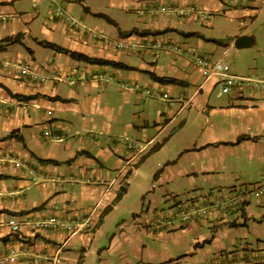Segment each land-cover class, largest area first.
Instances as JSON below:
<instances>
[{
	"label": "crops",
	"instance_id": "obj_1",
	"mask_svg": "<svg viewBox=\"0 0 264 264\" xmlns=\"http://www.w3.org/2000/svg\"><path fill=\"white\" fill-rule=\"evenodd\" d=\"M59 1L64 16L56 17L48 8L53 0H0V60L28 64L46 77L43 83L29 84L19 73L0 71V264H50L56 256V264H112L113 256L120 257L116 264H258L264 257V195L248 194L236 206L234 186L213 189V182L206 181L235 169L240 159H255L261 140L255 131L264 127V115L255 113L264 109V90L246 89L240 97L232 90L226 105L217 106L204 89L210 83L217 87L219 78L205 80L192 63L190 71L180 69L187 67L188 53L221 61L232 48L257 43L263 52L256 57H263L264 0H234L233 6L223 0ZM221 5L229 6L223 14L230 25L219 36L212 20L203 21L199 14H220ZM256 26L259 30L252 28ZM82 28L139 50H116L80 33ZM243 37L250 39L243 44L251 45L237 48L235 41ZM39 41L111 64L77 61ZM155 45L160 46L158 53ZM172 47L182 48V53ZM164 52L179 57L165 61ZM68 76L73 82L64 80ZM153 76L177 82H159ZM75 122L94 131L82 130L74 138L65 125L75 128ZM98 124L102 132L94 133ZM47 127L52 140L43 134ZM242 136L247 138L237 143ZM117 172L115 183L107 187ZM77 184L91 194L87 204L83 199L76 203ZM177 187L194 193L209 188L208 197L187 205L205 208V223L179 228L173 216L171 229L151 227L172 217L181 202L170 197ZM161 198L173 200L164 209ZM127 210L144 213V221L151 217L139 230L146 237L175 243L188 256L174 260L155 244L140 242L136 248L138 237L125 239L124 233L114 235L104 248L101 240L110 216ZM139 215L133 223L141 220ZM54 216L65 223L87 218L88 225L73 236L64 228L37 231V223ZM12 217L20 223L16 233L7 224ZM204 224L210 232L201 236ZM127 230L134 229L125 225L123 232ZM11 250L14 261L7 260Z\"/></svg>",
	"mask_w": 264,
	"mask_h": 264
},
{
	"label": "rangeland",
	"instance_id": "obj_2",
	"mask_svg": "<svg viewBox=\"0 0 264 264\" xmlns=\"http://www.w3.org/2000/svg\"><path fill=\"white\" fill-rule=\"evenodd\" d=\"M69 1H73V0H62L63 4L65 5V3L69 2ZM224 2L228 3L229 6H233V1H226L223 0ZM74 3H76V1H73ZM192 3V1L190 2ZM60 1L59 0H53V3L50 2L49 3V7L50 8V13L54 12L56 9L61 10L59 7L60 6ZM77 4V3H76ZM229 6H225V5H221L222 11L220 14H217V12H215V14L211 13V16H209V18L207 20H212L211 21V26L214 28V32L217 33V35L221 36L222 34L226 33L229 31L228 27L230 25L229 23V18L223 14V11H225L226 9L229 8ZM74 10H76V7L74 6ZM62 11V10H61ZM63 12V11H62ZM213 14V15H212ZM206 15H210V14H206ZM70 16H75V15H71ZM228 19V21L226 20V22L224 21L225 19ZM76 20L78 23V19H74ZM206 21V20H205ZM80 24V23H79ZM81 25V24H80ZM84 26V25H81ZM86 27V26H84ZM88 28V27H87ZM205 30H209L210 26H204ZM255 30H259V26L256 27H252ZM222 42H226L225 39L222 40ZM191 50V49H190ZM260 50V51H259ZM194 53H197L195 51H192ZM262 53L263 50L261 48V45L259 43L255 44L253 47L251 48H246V49H241V50H234L232 48L231 52L227 55L226 58L221 60V63L223 65H228L230 67V71H233L235 75L238 76H251V77H257L258 79H262L264 80V54L262 57V54L259 55V58H257V53ZM165 53V52H164ZM166 54V55H165ZM162 54L165 57L161 56L162 58H164L165 61L171 60V57L177 59V55L169 52V54L165 53ZM170 56V57H169ZM215 59L217 58V56L214 57ZM189 59V60H188ZM258 59V62H255ZM173 60V59H172ZM185 60V59H184ZM1 62H3V60H0ZM185 61H189L187 64V67L180 69L178 67V69L182 70L183 72L186 71H190L191 66H193L191 63V59L190 58H186ZM8 62V61H5ZM10 62V61H9ZM10 63H14V62H10ZM194 67V66H193ZM180 70H177V72H180ZM2 71V70H0ZM24 79L25 77L22 76ZM201 77V76H199ZM68 78V79H67ZM46 80V77L44 79V81ZM65 81H68V83H71L73 81L70 82V76L68 77H64ZM43 81V82H44ZM200 81V80H199ZM198 81V82H199ZM35 82H39L38 80H31L29 82V84H33ZM41 82V83H43ZM205 94H212V102L217 105V106H225L226 103L228 102L227 98L229 97V93H222L220 91L219 85L216 87V83L214 84H209L205 89ZM112 100V103L114 104L115 100L113 98H109ZM110 102V100H108V103ZM263 114L264 115V109H261L259 111H256L255 115H260ZM79 122V121H77ZM75 122V128H70L68 126L65 125V128L67 129L66 131H68V129H70V134L74 135V138L78 137L79 135H82L81 133H83L82 130L87 128V125L85 123H77ZM264 123V121H263ZM50 127H47V131ZM97 131H95L94 133H101L102 132V127H100V125L98 124L97 126ZM90 129L84 130V132L88 131V132H93L94 130L91 129L92 131H89ZM50 132V130L48 131ZM255 132H258V136L257 138H261L260 141H258L255 145L256 148V152L253 153V156L255 157V159L253 160H247V159H240L241 161L237 164L236 168L233 170H228L227 172L221 174V175H217L215 176L214 179H211L209 181L206 182H213V189H217L220 188L221 190H224L226 188H230L231 186L234 187H239L240 188L242 186L247 187V190H252V187L258 183L264 182V127L263 128H258ZM248 134H252L251 132H249ZM256 134V133H255ZM50 137L49 139L52 140V136H48ZM54 140V139H53ZM256 140V139H255ZM56 141V140H54ZM254 143V142H252ZM105 152L107 153V155L110 157V159H116L115 155L113 154V152H111L110 150L105 148ZM242 155H244V153H242ZM111 180V179H110ZM107 180L106 181V185L107 183L110 181ZM91 185V184H88ZM102 187H105V185H99V186H91V187H99L101 189ZM77 191H76V195L78 198H80L79 200H77L76 203L81 202L82 199L84 201V203L87 204V197L90 196L91 194L88 193L87 191H85L84 189H82V187L80 186V184H77ZM84 187V186H83ZM90 187V188H91ZM211 189V188H210ZM177 193H172L173 195H170V197L175 196L174 200H180L182 203H184L185 205H191V200H201L204 199V197H208V192H209V188H205L201 191L200 195H198V191H195V193L189 189H185L183 187H177ZM83 194V195H82ZM253 194V193H252ZM254 195V194H253ZM252 195V196H253ZM204 196V197H203ZM155 199V198H154ZM160 199V198H159ZM173 199H167L166 200L164 198H161V200L159 201L160 203V208H164L166 209V207L168 205V203H170ZM131 204H134L136 202V199L134 197V199L130 200ZM77 206V205H74ZM201 209V208H200ZM205 214L203 215L204 217L209 215V212L203 208ZM140 214V213H139ZM139 214H134V213H130V211H124L122 212L120 215L115 216V215H111L110 216V220L111 222H109V224L107 225V227H105L104 230V236L101 240V243L104 245V248H106L108 246V242L111 238H113V236L115 235L116 237L119 236L120 233H124L122 235L123 238L127 239V237H129V235H131L130 238H133L135 236H137V240H135V244H136V248H139V243L141 242L142 244H146L148 246H152L153 244H155V249L158 250H163L164 252L168 253L171 252L172 253V259L174 260H179V259H183L185 256H188V253L186 251H182L180 249V247L175 244V243H167L161 240H153L151 238V236L146 237L143 233L144 231H139L142 230L141 229V225H143L144 223H149L151 220V217H146L147 220L144 221L142 215L144 216V213H141V215ZM141 216V220L136 221V223L132 222V218L134 216ZM173 216V214H172ZM202 219L203 223H205V219ZM148 221V222H147ZM201 221V222H202ZM199 222V223H201ZM126 226H131L134 230H136V228L138 229V231H134V230H127L124 231V228ZM144 228V226H142ZM180 228V226H179ZM145 230V229H144ZM152 231V230H151ZM210 232V229L205 226V224L202 226L201 231L198 232V234H200L201 236H205L206 233ZM102 245V246H103ZM185 252V253H184ZM187 253V254H186ZM120 257L117 256H113L112 257V264H116L117 261L119 260ZM136 262V261H134Z\"/></svg>",
	"mask_w": 264,
	"mask_h": 264
},
{
	"label": "built area",
	"instance_id": "obj_3",
	"mask_svg": "<svg viewBox=\"0 0 264 264\" xmlns=\"http://www.w3.org/2000/svg\"><path fill=\"white\" fill-rule=\"evenodd\" d=\"M163 10L167 8H162ZM192 12H198L199 9L197 7L192 6L190 8ZM184 14H187L185 12ZM54 15L56 17L59 16H64V13L56 9L54 11ZM200 18L205 21L209 18V15H206L204 13L199 14ZM67 21L69 20L70 23H73L68 17L66 19ZM66 21V22H67ZM80 33L88 36L90 39H98L102 40L104 44L111 45L114 49L116 50H139V48L133 46V45H128L122 41H111L107 38L102 37L98 33L90 30H85V29H79ZM154 53H158L160 46L155 45L153 46ZM173 52L176 54H181L182 53V48L180 47H172ZM188 53V52H187ZM189 57L191 59L192 64L199 69V71L202 74V77L205 80H210L213 77H218L219 82L217 85H219L220 91L222 93H229L232 90L237 93V96L240 97V92H243L246 89H254V90H264V80L258 79L257 77H251V76H238L235 74H232L230 71V68L228 65H223L221 61H212L208 57L200 56V55H194L191 53H188ZM0 70H5L8 73H19L20 76L26 77L28 80H38L39 82L44 81V77L38 75L28 64L25 63H10V62H1L0 61ZM81 78H86V76H82ZM68 79V78H67ZM137 85L135 86V88ZM145 94H148L149 91L145 90ZM163 99H167V94L162 95ZM51 111H48V114H50ZM44 136L48 137L50 136V132L44 131ZM139 151H141L139 149ZM119 172L116 173V175L107 183V187H112V185L115 183ZM247 186V185H245ZM242 186L235 187L232 192L237 193L233 205L235 204L236 206H241L243 202L245 201V197L248 194H254L256 196H262L264 195V182L258 183L252 187V190H247V187ZM175 209H173V216L177 217L178 220V225L180 227H185L187 225H190L193 222L196 221H201L203 219V215L205 214L203 209H192L189 208L187 205L184 203L180 202L178 205L174 206ZM164 217L161 219H158L149 225L153 228H162V229H171V226L175 224V219L174 217ZM10 230L13 233H16L20 230V223L15 219V218H10L7 222ZM88 225V219L85 218L84 221H81L77 223L75 220H71L68 223L62 222V219L54 216V217H49L46 220H43L35 225V228H37V231L39 232H44L46 230H57L59 228H64L69 236H73L77 233H79L84 227ZM178 226V227H179ZM165 232H168L165 230ZM15 257V252L11 250L9 252V255L7 257L8 261H14ZM58 262V257H54L50 264H56ZM258 264H264V257L258 262ZM216 264H254L252 261H242V260H222L218 261Z\"/></svg>",
	"mask_w": 264,
	"mask_h": 264
},
{
	"label": "trees",
	"instance_id": "obj_4",
	"mask_svg": "<svg viewBox=\"0 0 264 264\" xmlns=\"http://www.w3.org/2000/svg\"><path fill=\"white\" fill-rule=\"evenodd\" d=\"M38 44L41 45L42 47L53 49V50H56V51H58L60 53H64V54L68 55L71 59H74V60H77V61L89 62V63H98V64H111L109 61H106V60H103V59L90 58V57H88V56H86L84 54L61 48V47L57 46L56 44L50 43V42H47V41H39ZM153 78L155 80L159 81V82H171V83L172 82H177L175 79L156 77V76H153ZM246 138L247 137H244V136L240 137L237 140V143L241 142L242 140H245ZM117 200H118V197H116L114 199L113 203L117 202ZM110 209H111V206L106 207L105 210H104V213L109 212Z\"/></svg>",
	"mask_w": 264,
	"mask_h": 264
},
{
	"label": "water",
	"instance_id": "obj_5",
	"mask_svg": "<svg viewBox=\"0 0 264 264\" xmlns=\"http://www.w3.org/2000/svg\"><path fill=\"white\" fill-rule=\"evenodd\" d=\"M244 40H250L249 38H246V37H243V38H239V39H237L236 41H235V46L237 47V48H239V47H248L249 45H251V43L249 42H246L245 44H243V41Z\"/></svg>",
	"mask_w": 264,
	"mask_h": 264
}]
</instances>
